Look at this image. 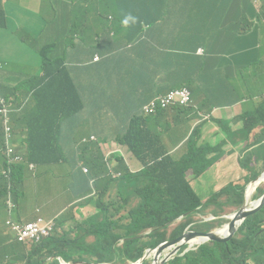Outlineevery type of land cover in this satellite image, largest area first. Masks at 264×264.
<instances>
[{
  "label": "trees",
  "instance_id": "trees-1",
  "mask_svg": "<svg viewBox=\"0 0 264 264\" xmlns=\"http://www.w3.org/2000/svg\"><path fill=\"white\" fill-rule=\"evenodd\" d=\"M14 1L19 3V0ZM82 1L84 0H71V30L65 39L67 49L57 60L48 57L53 46L42 49L40 53L31 51L35 40L31 38L29 30L21 26L19 18L15 28L4 29L9 46L6 50L7 57L0 60L1 69L23 64L20 49L23 47L28 48L29 56L38 62L40 73L9 89L8 93L16 94L7 95L4 104L0 105V202L5 204L7 194L11 193L16 203L23 197L29 167L39 169L44 177L52 172V168H64L69 164L70 169L63 171L65 173L62 177H72V190L85 198L84 205L95 207L101 224H93L94 215L82 223L76 222L71 215L55 212L57 210L51 205L50 211L44 212L39 218L47 234H42L40 243L29 250L23 244L8 239L0 230V237L3 238H0V264H62L66 260L61 251L69 245L77 250L72 253H77L74 260H83L80 262L136 263L147 249L181 237L191 225L192 229L201 232L212 231V223H199L196 216H204L210 211L217 218L221 208L242 207L247 186L264 173V168L261 172L257 169L261 162L264 163V43L260 48L261 59H254L249 63L241 60L237 64L236 75H214V79L220 77V82H229L230 95H209L201 82L204 58L198 52L200 49H212L233 0H212L210 3L205 0H179L181 3L185 1L186 6L180 10L185 15L184 18L176 21L173 26L160 23L165 18L173 19L177 16L178 10L169 8L161 13L158 21L150 25L147 31L143 27L145 11L142 10V21L132 36H129V41L135 36L142 37V42L155 52V62L148 54L129 47L126 44L129 41L113 43L105 34L109 26L102 11L95 10L100 25L81 24L87 15L80 8V5H85ZM150 1L155 5H170L171 0ZM10 2L11 0L6 3L0 0V25L4 28L5 15L8 14L11 20L16 21L9 5H5ZM146 4L147 0H141V5ZM18 7V14L26 11L24 6ZM258 19L264 24V8L259 10ZM262 23L260 22L264 34ZM252 28L253 23L246 17L240 33L247 34ZM81 32L92 33L97 41L103 34L104 41H109L105 43V52L135 55L140 60L134 64L136 74L140 75L139 83L157 89L149 101L170 91L188 88L190 105L177 102L168 109L149 116L144 112L146 104L133 106L127 99L107 98L83 111L81 96L75 87L79 82L73 79L82 62L72 61L69 54L70 49L84 43ZM148 64H151L153 74L145 79L142 75ZM200 95L204 96V101L196 108L195 102ZM222 102L225 108L240 107V113L233 120L234 126L230 128L229 121H225L224 124L220 123V127L225 136L224 142L242 148L238 160L246 175L241 180L230 182L211 196L226 193L228 200L215 201L211 197L202 200L195 195L187 180L188 169L184 162L192 153L193 160L202 164L194 171L197 177L202 176L214 164L207 162L217 156L208 160L209 152L204 144L200 145V141L203 127L212 120L210 112ZM10 104L14 106L12 109L7 107ZM188 107L192 108L195 118L205 119L206 122L195 126L191 132L184 129L182 134L172 136L174 127L185 122L178 111H184ZM169 115L174 117V122H169ZM238 121L240 128L235 127ZM190 122L188 118V123ZM88 126L96 135V140L91 136L86 138ZM109 126L118 127V130L125 129L115 140L142 164L140 171H133L123 157L107 158L103 154L101 143L109 140L106 136ZM181 142L185 143L187 153L175 160L171 155V148L180 146ZM257 152L261 155L258 156ZM228 153L231 155L235 151L230 148ZM223 154L229 156L227 153L219 156ZM243 181L245 183L241 184ZM129 183L134 186L135 201L131 192L129 195L120 193ZM50 190L49 186L46 199L51 195L48 193ZM257 193L262 196L264 191L258 188ZM115 195L121 197V200L112 203L118 213L110 211L105 215L104 207L99 203L103 198H115ZM117 204L120 205L117 207ZM110 219L115 223L119 222L123 229L121 236L115 237L114 241L135 242L139 251L125 249L121 254L114 246H104L102 251L92 256L97 263L81 258L80 255L87 246L86 236L98 233L103 226H107L106 230L112 228L108 224ZM177 222L179 223L169 234L170 227ZM203 225H207L206 230H202ZM148 231L151 232L146 235ZM186 249V246L183 247L174 259L165 264H264V206L244 221L230 241L208 242L184 254ZM49 258L53 260L47 262Z\"/></svg>",
  "mask_w": 264,
  "mask_h": 264
},
{
  "label": "crops",
  "instance_id": "crops-1",
  "mask_svg": "<svg viewBox=\"0 0 264 264\" xmlns=\"http://www.w3.org/2000/svg\"><path fill=\"white\" fill-rule=\"evenodd\" d=\"M6 1L7 0H3L4 3H6ZM27 1L29 3L36 4V12L31 18L25 19L26 23L29 25V27L35 25L41 27L39 30L28 28L31 38L35 40V44L33 46L34 48L31 51L40 53L42 49H49L53 46L48 54V57L51 60H57L56 58H58L64 52V50L67 49L65 39L67 36H69L71 30V0ZM205 1L210 3L212 0ZM218 1L223 2V0ZM10 3L14 4L16 7L15 11L11 10V13L16 21L11 20L8 14L5 15V28L0 25V34L4 38H6L4 35V29L15 28L17 26L18 18H20V14L17 13L19 10L18 5H25L22 0H19V3L11 0ZM82 3L85 5H80V8L82 12H86L87 15L80 23L88 26L100 25L96 18L95 10L102 11L105 16V21L109 26V28L106 29L105 34L111 41H113V43H124L122 41H129V36H132V33L137 30L139 23L142 21V10L145 11L143 27L144 31H147L150 25L155 24L158 21L157 19L160 17L163 11H166L172 7L178 10L177 16L173 19L165 18L164 22L160 23H167L173 26L176 21L184 18L185 15L180 12V10L186 6L184 5L185 1L181 3L179 0H171L170 5H155L150 0H147L146 5H141V0H84ZM94 3L99 5H93ZM263 4L264 0H233L232 7L230 8L222 23L212 49L210 48L208 51L203 49V53L198 52V54L204 58V67L201 72V82L207 94L218 95L223 93L224 95H230L231 88L229 82H220V77L218 76L217 79H214V75L220 73H223L224 76L236 75L237 64L241 60L249 63L254 59H261L260 48L264 43V34L260 24L262 21L260 20L259 22L258 15L259 10L261 9L260 5ZM221 6L225 7L226 5ZM24 13L21 15L23 16ZM128 14H131V16L135 18V22H130L128 25H124L122 21ZM246 17L249 18L253 23V28L247 34H241L240 29ZM160 21H162V19H160ZM80 35L84 38V43L70 49L69 54L72 58V61L80 60L82 62V64H79L80 66H78L73 79L79 82L75 85V87L81 96L83 111L91 109L107 98L110 100L114 98L118 100L120 98L127 99L132 102L133 106H141L143 104L148 105L151 103L149 98L157 89L146 87L139 83L140 75L136 74L134 70V64L140 60L136 59L135 55L120 54L118 52L110 51L105 52V43H108L109 41H104L103 34L98 41L95 39V36L92 33L84 34L81 32ZM129 42L126 43L129 45V47L136 48L139 52L142 51L148 54L149 57L153 59V62L157 61L155 52L142 42V37L135 36ZM20 49L22 51L21 55L23 62L27 63L28 67L34 66L35 69L26 75H15L6 69H1L2 67L0 66V87L4 92H7V94L8 90L12 87L28 80L32 75L38 76L40 73L38 62L33 61L29 56L28 48L24 49L23 47H20ZM27 59L31 60L27 61ZM1 64L2 63L0 61V65ZM152 74L153 68L151 64H148L147 68L144 69L142 77L146 79ZM7 94L2 95L0 92V95L4 96L5 98ZM203 101L204 96L200 95L195 102V107H200V104H202ZM223 103L224 102L220 103L216 108L212 109L209 114V117L212 120H210L202 129L200 145L206 141L211 143V145H205V149L209 152L207 158L208 160L214 159L217 153H227L229 155L228 151L230 148L235 151L234 145H231L230 142H224L223 140L225 136L221 131L222 129L220 127V123L224 124L225 121H229V127L231 128L234 126L233 120L235 118L233 117L230 120L226 118V108L223 106ZM235 107L240 108L239 106ZM188 108H186L184 111H178V114H185ZM185 117L188 122V117L186 115ZM169 121L174 122V117H171ZM117 128L118 127L115 129L117 130ZM124 131L125 129L121 128L119 130V135L123 134ZM186 132L188 131L186 130ZM180 134H182V132L175 128L172 136ZM90 136L96 137L93 132H91ZM168 143L170 144V141ZM184 144L185 143L181 142L178 148L172 150L171 155L175 159L179 160L187 153H184ZM125 149L126 157L123 158L126 163L133 171H140L142 169V164L136 160V158L126 147ZM238 157V154H236L235 157L226 156V161L224 164L215 165L211 170L194 179L195 183L200 182L201 180L203 182V185L197 188V194L202 200H208L209 196H211V194L208 193L202 197L199 192L204 186L207 185V181L211 184V187H213L212 189L214 192L217 191L214 185L222 181L224 174L235 175L236 178L239 177L238 180H241L246 175V172L241 174L243 169L239 165ZM225 164L228 165L223 167ZM236 178L235 180H237ZM49 186L51 189L56 191L57 196L54 198L53 194L51 193L50 197L46 199V203L53 200V198L57 202L61 201L59 192H63L62 181H59L56 184H49L47 188ZM192 187L193 189L196 188L195 185H192ZM71 189L72 188H70L67 196L70 194ZM25 196L26 193H24L23 197L18 201L16 210L18 209V204L21 203V200ZM38 204L42 209L43 205L40 203ZM56 204L57 203H55L53 207L58 211L59 208L55 206ZM37 212H39V210ZM93 215V224H101V220L98 218L97 210L95 213H93ZM8 219L0 221V230L8 239L18 244L13 234L10 232L9 227L6 225V221ZM10 220L15 223L25 224L21 221H14L12 219ZM25 247L27 250L31 249L29 245Z\"/></svg>",
  "mask_w": 264,
  "mask_h": 264
},
{
  "label": "rangeland",
  "instance_id": "rangeland-1",
  "mask_svg": "<svg viewBox=\"0 0 264 264\" xmlns=\"http://www.w3.org/2000/svg\"><path fill=\"white\" fill-rule=\"evenodd\" d=\"M22 1L25 4L24 7L27 11L24 13L23 16L20 14L19 20H20L21 26L27 30H28V28H32L34 30H39L41 28L40 26L35 25V26L29 27V25L25 21V19H29L35 14L36 4L35 3H29L27 0H22ZM5 5H9L8 7L13 11L16 10V7L12 3H7ZM260 6H261V9L264 8V4L260 5ZM29 42L31 44L30 39H29ZM8 45H9L8 40L6 38L2 37L0 34V60H4L7 57L6 50H7ZM25 46H27V45L25 44ZM30 60L31 59H27V61H30ZM34 69H35L34 66L28 67L27 63H23L20 65H11L6 70L12 72L15 75H26L27 73H29L30 71H32ZM0 92L2 95L7 94V92H4L1 89V87H0ZM15 94H16L15 92H9L7 95L12 96ZM2 95H0V105H2L6 101L5 97ZM7 107L12 109L14 106H13V104H10V105H7ZM239 112H240V109L238 107L231 106V107L225 109V116L228 120H230L233 117H237ZM185 115L191 120L190 123L187 122ZM171 117L172 116L169 115L167 117L168 120ZM180 118L183 119L185 122H181L180 126H175L174 129L171 131V134L174 133L175 128L179 129V131H183L184 129H186L188 132H191L192 129L196 125L203 124L206 122L205 119L195 118L193 115L192 108H189L188 110H186L185 114L180 115ZM208 120H210V119H207V121ZM169 122H171V121H169ZM235 127L236 128L241 127V124L239 121L236 123ZM90 135H91V127L88 126V128L86 130V138L89 137ZM118 135H119V130L118 129L116 130L114 126H109L107 128L106 136L109 137V140L107 142L101 143L103 154L107 158L126 157L125 146L119 144L115 140V137H117ZM202 144H204V145L210 144L211 145V143L209 141H206ZM178 147L179 146H174L171 149L174 150L175 148H178ZM234 149H235V154H231L229 156L235 157L236 154L239 155V152L242 150V148H239L235 145H234ZM186 152H187V147L184 146V153H186ZM257 155L259 156L261 154L259 152H257ZM216 159H217V162L215 163ZM175 160H177V159H175ZM225 161H226V155L225 154H223L222 156H217L214 160L207 162V163L213 162L214 164L212 166H209V168L206 170V172L211 170L215 165L224 164ZM184 163H185L184 166L188 169L187 180L191 186L192 185L196 186V188L194 189L195 195L199 197V195L197 194V188L199 186H202L203 182H202V180L200 182H197V183L194 182V179L197 177L195 175L194 171L196 169H198V167L202 164H200L198 161L193 160L192 153H190L186 157ZM207 163H205V164H207ZM263 168H264V163L261 162L260 166L257 169L259 172H261L263 170ZM69 169H70L69 164H66L64 168H52V172L43 177V176H41L39 169L35 168L34 166L29 167V170H27V172H26V176L28 178V180L25 184L26 196L21 200V203L18 204V209L14 212H11V213H9V210L6 207V205L4 203L0 202V214H1L0 221L10 218L14 221H21L23 223H26V222L41 218L42 214L44 212L50 211L49 207L51 205H54L55 203H57L55 206H57L58 208L61 206V204L62 205L67 204L68 200H70V199H65V198H66V196H67V194H68V192L72 186L73 179L70 176H66L64 178L62 176ZM63 171H65V172H63ZM243 173H245L244 170L241 171V174H243ZM235 178H236L235 175L224 174L222 181L220 183L214 185L217 191L213 192V189H212L213 187H211V184L207 181L206 182L207 185L204 186L199 192H200L202 197L208 193L211 194V196H212L214 193L218 192V190L227 186L230 182L237 181L239 179V177L236 178L237 180H235ZM59 181H62V184H63V192L62 191L59 192L60 200H63V199L64 200L61 201V203L60 202L58 203L54 199L57 196L56 191L51 189L50 191H48V193H52L54 198H53V200L48 201L46 203V188H47V186L49 184L51 185L52 183L56 184ZM244 183H245V181H243L241 184H244ZM258 188H260L261 190L264 191V181L261 182V184L259 185ZM124 192H125V195H129V193L131 192V194L134 197V201H135L136 194L134 192V186L132 183H129L127 186H124L122 188L120 193H124ZM211 196H209V198ZM259 196H261V193L258 194L257 190H254L251 198L249 199V204L250 205L254 204L256 200H259V198H258ZM114 197L116 199L105 197V198H103L104 200H102L99 203V205L101 207H104L103 211H104L105 215H107L110 211L117 212L116 207L114 205H112V203H114L116 200H121V197L117 196V195H115ZM211 198H213L215 201H221V200H228L229 196L226 193H224L222 195H219V196L216 195V196H213ZM38 203L43 205L42 209L40 208V205ZM82 203H84V201H82V200L77 201L76 206H79ZM121 203H124V202L121 201ZM119 205L120 204H117V207ZM86 208H88V209H86ZM240 208L236 209L233 206L221 208L218 211L220 213V215L217 218L213 216L212 212L208 211V212H206V214L204 216L197 215L195 219L199 223H212L213 227H214V229L212 231L215 232V231L221 229L226 224H229L230 218L237 211H239ZM38 210H39V212H37ZM71 211L73 212V214L75 215V217L78 220H80V217L76 216V212H79L84 217H88L92 213L96 212L95 208L92 206L83 207V208L79 209V211L77 210V208H71ZM204 211H205V209H204ZM55 212L59 213L61 211H55ZM213 217L215 219H212ZM179 222H177L175 225L170 227L169 234L171 233V231L175 228V226ZM108 224L111 225V227H112L109 230H106L107 226H103L101 229L98 230V233H93V234H89L86 236L87 246H86V250L80 255L81 258H83L89 262L97 263V261L92 256L95 255L96 252L102 251L104 249V246H106V247L114 246L120 250L121 254L123 253V250H125V249L132 250V251H139V247L136 245L135 242H131V241L120 242V240L114 241L115 237L121 236V234L123 233V229H122L121 224L119 222L115 223L111 219L109 220ZM206 229H207V225H203L202 230H206ZM190 230L198 231L196 229H190ZM0 238L3 239L2 237H0ZM197 239H199V238H197ZM197 239H195V240H197ZM111 242H113V244H111ZM25 245H31V244H25ZM69 246L65 247L61 251L62 257L68 262L74 260L75 255L77 254V253H72L73 250H75L76 252H77V250L75 248L69 247ZM185 246H187V247L192 246L191 248H196L198 246V243H196L194 245L187 244ZM183 247H182V249H183ZM108 253H109V251H108ZM107 260L109 261V258ZM66 261H64L63 264L68 263ZM146 262L148 264H153L154 263V256L152 255L150 258H148V260ZM69 264H71V263H69Z\"/></svg>",
  "mask_w": 264,
  "mask_h": 264
},
{
  "label": "water",
  "instance_id": "water-1",
  "mask_svg": "<svg viewBox=\"0 0 264 264\" xmlns=\"http://www.w3.org/2000/svg\"><path fill=\"white\" fill-rule=\"evenodd\" d=\"M264 179V173L258 176L256 179L250 182V184L246 188L245 198H244V204L242 207L237 211L231 218L229 223V231L224 236H219L216 232H199L190 230L189 232H185L181 237L171 241L170 243L163 245L160 247L159 251L157 252V257L161 255V253L169 248L173 247V251L171 254H169V258L172 256L173 258L182 250V247L190 244L192 240H195L197 238H204V241H201L199 244H205L207 242H219V243H226L230 241L235 234L237 233L238 229L241 227V225L244 223V221L251 215L257 213L259 210H261L264 206V194L259 198V200H256L254 204L250 205L248 200V191L250 189L257 190L259 185ZM147 257H144L136 264H144V261ZM168 258V259H169ZM50 259V258H49ZM164 260L161 264H164L167 262V260ZM49 262V261H47ZM71 264H92L88 262H72ZM97 264H108V263H97ZM153 264H160V263H153Z\"/></svg>",
  "mask_w": 264,
  "mask_h": 264
},
{
  "label": "built area",
  "instance_id": "built-area-1",
  "mask_svg": "<svg viewBox=\"0 0 264 264\" xmlns=\"http://www.w3.org/2000/svg\"><path fill=\"white\" fill-rule=\"evenodd\" d=\"M199 52L203 53V50H200ZM177 102H180L185 106L190 105V90L188 88L170 91L164 96L157 97L155 100L151 101L150 104L144 107V112L146 115L153 116L156 115L159 110L168 109L170 106L176 104ZM92 138L96 140L94 136ZM83 168L85 172H88L87 168ZM7 205L11 210L15 207L12 200H8ZM212 219L215 218L213 217ZM6 225L9 227L10 232L13 234L15 240L21 244H39L41 241V235L47 234L46 229L42 226V221L40 219L21 224L12 222L9 218L6 221ZM189 230L190 228H188L186 232H189ZM199 246L201 245L198 243L197 247ZM191 247L192 246H189L184 254L197 248Z\"/></svg>",
  "mask_w": 264,
  "mask_h": 264
},
{
  "label": "clouds",
  "instance_id": "clouds-1",
  "mask_svg": "<svg viewBox=\"0 0 264 264\" xmlns=\"http://www.w3.org/2000/svg\"><path fill=\"white\" fill-rule=\"evenodd\" d=\"M130 22H135V18L133 17V16H131V14H128L127 16H125V18L123 19V21H122V23L124 24V25H128ZM200 50H203V49H200ZM199 50V51H200ZM203 52H204V50H203ZM200 53V52H199ZM4 104V103H3ZM95 137V136H94ZM96 138V137H95ZM263 174V173H262ZM222 189V188H221ZM93 196V195H92ZM260 198V197H259ZM65 199H70V200H68V202H67V204H64V205H62L61 204V206L59 207V209H58V211H61V212H59L60 214H62V215H71V216H73L74 217V219H75V221L76 222H80V223H82V222H84V220H86L87 218H89L90 216H92L93 215V213L91 214V215H89L88 217H84L82 214H80L79 212H76V216L77 217H80V220H78L76 217H75V215L73 214V212L71 211V208H77V210L79 211V209H81V208H83V207H87V206H91V205H84L85 204V198H81L78 194H77V192L75 191V190H72L71 189V192H70V194L65 198ZM8 200H12V202L14 203V205H15V207L11 210V209H9V207H8V205H7V201ZM64 200V199H63ZM63 200H61V201H63ZM84 201V203H82V204H80L79 206H76V204H77V201ZM61 201H59L60 203H61ZM58 202V203H59ZM5 204H6V207L8 208V210H9V213H11V212H14V211H16V208H17V203L13 200V194L11 193V194H7V196H6V198H5ZM70 206V207H69ZM93 207V206H92ZM58 208V207H57ZM95 208V207H94ZM86 209H88V208H86ZM190 229H192V227H189ZM190 231V230H189ZM151 231H148L147 233H146V235L147 234H149ZM186 232V231H185ZM201 232V231H200ZM211 232V231H210ZM171 241H173V240H171ZM171 241H166V242H163V243H161L160 245H158L157 247H155V248H151V249H147L146 250V252H145V254H144V256L141 258V259H143L144 257H147L146 258V260L144 261V263H146V261L148 260V258H150L152 255L154 256V263H162L164 260H166V259H168L169 258V254H171V252L173 251V247H169V248H167V249H165L162 253H161V255L160 256H158L157 257V252L159 251V249H160V247L161 246H163V245H166V244H168V243H170ZM193 241V240H192ZM191 241V242H192ZM208 243V242H207ZM24 246H27V245H25V244H23ZM33 245H35V244H31V245H29L30 247H32ZM185 247V246H184ZM187 247V246H186ZM187 249H188V247H187ZM186 249V250H187ZM182 251V250H181ZM180 251V252H181ZM179 252V253H180ZM178 253V254H179ZM177 254V255H178ZM176 255V256H177ZM175 256V257H176ZM174 257V258H175ZM172 256L167 260V262L166 263H168L170 260H172V259H174ZM140 259V260H141ZM139 260V261H140ZM138 261V262H139ZM138 262H136V263H138ZM136 263H132V264H136ZM62 264H63V261H62ZM66 264H69V263H66ZM165 264V263H164Z\"/></svg>",
  "mask_w": 264,
  "mask_h": 264
},
{
  "label": "bare ground",
  "instance_id": "bare-ground-1",
  "mask_svg": "<svg viewBox=\"0 0 264 264\" xmlns=\"http://www.w3.org/2000/svg\"><path fill=\"white\" fill-rule=\"evenodd\" d=\"M263 181H264V179H263ZM252 194H253V190L250 189V190L248 191V200L251 198ZM228 231H229V224H226V225L223 226L221 229H219V230H217V231H215V232H216L219 236H224L225 234L228 233ZM201 241H204V238H199V239H197V240H193L192 242H190V244H191V245H194V244H196V243H200Z\"/></svg>",
  "mask_w": 264,
  "mask_h": 264
},
{
  "label": "flooded vegetation",
  "instance_id": "flooded-vegetation-1",
  "mask_svg": "<svg viewBox=\"0 0 264 264\" xmlns=\"http://www.w3.org/2000/svg\"><path fill=\"white\" fill-rule=\"evenodd\" d=\"M220 154H222V153H217L216 156H219ZM243 170H244V169H243ZM220 190H221V189H220ZM220 190H218V191H220ZM190 227H193V225H191ZM51 260H53V258L48 259L47 261H51ZM80 261H83V260H72V261H70V263H72V262H80Z\"/></svg>",
  "mask_w": 264,
  "mask_h": 264
}]
</instances>
